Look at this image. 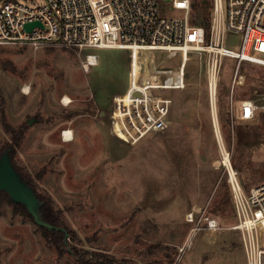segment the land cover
I'll return each mask as SVG.
<instances>
[{"label": "rangeland", "instance_id": "1", "mask_svg": "<svg viewBox=\"0 0 264 264\" xmlns=\"http://www.w3.org/2000/svg\"><path fill=\"white\" fill-rule=\"evenodd\" d=\"M160 1L163 14H182L171 0ZM196 2L192 0L191 16L198 12ZM230 42L237 44V36ZM91 51L100 62L85 70L84 54L72 48L0 46V108L13 126L29 123L17 161L76 230L78 237L68 234L66 246H78L86 257L100 251L119 264H247L241 233L232 228L236 216L221 163L223 148L208 117L205 52H189L187 87L179 91L169 130L131 143L113 132L111 107V98L128 85L122 52L130 49ZM149 54L140 52L144 66ZM155 54L163 68L180 65V53ZM235 66V59L223 57L219 123L223 147L248 190L264 180V107L253 119L231 118ZM239 72L244 82L234 87L236 106L244 98L264 104V65L243 62ZM66 96L71 100L67 104ZM64 129L72 130L71 140H65ZM10 141L0 121V146ZM193 208L201 210L195 211L199 227L186 219ZM204 214L217 218L220 227L208 229ZM190 239L179 260V247ZM0 264L81 263L69 252L60 255L34 219L14 213L5 202L0 203Z\"/></svg>", "mask_w": 264, "mask_h": 264}, {"label": "built area", "instance_id": "2", "mask_svg": "<svg viewBox=\"0 0 264 264\" xmlns=\"http://www.w3.org/2000/svg\"><path fill=\"white\" fill-rule=\"evenodd\" d=\"M210 1V25L206 28L192 23V0L170 1L172 8L182 11L179 15L163 14L160 0H0V46L72 48L84 54L85 70L100 62V55L91 50L130 49L128 85L111 98V107L125 134L124 140L131 143L148 133L169 130L179 91L187 87L185 64L189 52H205L208 117L213 120L223 155L227 154L229 159L225 165L236 216L232 228L241 233L247 264H264V180L248 190L242 184L229 152L223 147L218 106L222 61L228 56L236 60L231 82V118L253 119L258 109L264 107L253 98L241 99L236 106L234 99L235 85L244 82L239 72L242 63L264 65V0ZM33 21L41 24L27 31L24 24ZM231 35L237 36V44L230 42ZM160 50L169 56L180 53V65L161 67L155 58ZM141 51L150 52L145 66L140 60ZM153 58L157 63L152 68ZM136 91L140 95H135ZM65 132L64 129L63 136ZM195 211L201 212L193 208L186 213V219L199 227ZM202 219L208 229L220 227L217 218L209 214L202 215ZM190 241L179 247V260Z\"/></svg>", "mask_w": 264, "mask_h": 264}, {"label": "trees", "instance_id": "3", "mask_svg": "<svg viewBox=\"0 0 264 264\" xmlns=\"http://www.w3.org/2000/svg\"><path fill=\"white\" fill-rule=\"evenodd\" d=\"M195 6L198 7V12L191 16V21L193 24L202 25L206 28L210 25V4L207 0H198L195 3ZM123 55V66L126 67V71H129L130 61H131V52L124 51ZM3 64L8 65L9 67L13 64L12 61H2ZM0 121L5 129L11 135V141L6 142L0 146V158L5 151H8L11 161L14 168L20 175L21 179L29 185L34 191L38 201V214L39 217L44 221L52 225L49 227L47 225L38 224V228L41 230L43 238L50 246H53L57 249L60 255H63L65 252L71 253L81 264H119L120 261L114 257H110L107 254H104L100 251L93 252L91 257H86L84 252L79 249L76 245H71L70 247L66 246L67 234L71 236V239L77 238V232L75 229L71 228L64 220L63 211L61 208L56 206V203L52 196L40 190L33 176L17 161V151L20 147L26 131L28 129V121H24L18 127L13 126L6 114V110L3 106L0 108ZM42 174L38 172L37 178H42ZM7 202L12 206L14 213H21L24 216H28L34 219L32 213L29 211L27 206L19 201H15L11 195L4 189H0V203ZM35 220V219H34ZM62 227V229H60Z\"/></svg>", "mask_w": 264, "mask_h": 264}, {"label": "water", "instance_id": "4", "mask_svg": "<svg viewBox=\"0 0 264 264\" xmlns=\"http://www.w3.org/2000/svg\"><path fill=\"white\" fill-rule=\"evenodd\" d=\"M41 22L33 21L24 24L27 31H31L35 25H40ZM140 95L139 91L134 93ZM32 122V119H29ZM0 189L6 190L15 201L24 203L32 213L35 221L38 224L52 227L51 224L44 222L38 214L39 201L32 188L25 183L16 169L13 166L8 151H5L0 158ZM62 229V227H60ZM66 235H68L66 233Z\"/></svg>", "mask_w": 264, "mask_h": 264}, {"label": "bare ground", "instance_id": "5", "mask_svg": "<svg viewBox=\"0 0 264 264\" xmlns=\"http://www.w3.org/2000/svg\"><path fill=\"white\" fill-rule=\"evenodd\" d=\"M185 66H186V64H185ZM242 82H243V81H241L240 83H242ZM26 88H27V87H26ZM65 100H67V102L64 101L65 103L71 102V100L69 99L68 96L65 97ZM113 132H114L115 134L119 135V136L125 135L124 132H123L122 129H121V124H120V122H118L117 119L114 120ZM65 133H66V136H65L66 138H65V140H71V139H72V137H71L72 130H66ZM122 137H124V136H122ZM219 139H220V137H219ZM220 142L222 143L221 140H220ZM223 157H224V158H223V160L221 161V163H222V162H228V161H229V159H228V157H227V154H225ZM218 162H219V161H218ZM221 163H220V164H221ZM198 207H199V206H198Z\"/></svg>", "mask_w": 264, "mask_h": 264}, {"label": "crops", "instance_id": "6", "mask_svg": "<svg viewBox=\"0 0 264 264\" xmlns=\"http://www.w3.org/2000/svg\"><path fill=\"white\" fill-rule=\"evenodd\" d=\"M98 107H99L100 109L103 108V106L101 105L100 102L98 103ZM93 117H94V115H93Z\"/></svg>", "mask_w": 264, "mask_h": 264}]
</instances>
